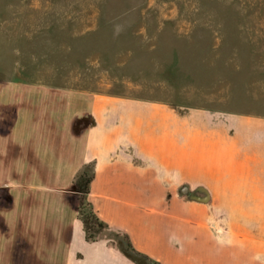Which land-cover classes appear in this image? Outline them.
<instances>
[{
  "label": "crops",
  "instance_id": "0c3cea01",
  "mask_svg": "<svg viewBox=\"0 0 264 264\" xmlns=\"http://www.w3.org/2000/svg\"><path fill=\"white\" fill-rule=\"evenodd\" d=\"M90 162L88 198L109 225L95 242L71 188ZM11 190L0 264H264V117H181L0 78V191Z\"/></svg>",
  "mask_w": 264,
  "mask_h": 264
},
{
  "label": "rangeland",
  "instance_id": "374dc122",
  "mask_svg": "<svg viewBox=\"0 0 264 264\" xmlns=\"http://www.w3.org/2000/svg\"><path fill=\"white\" fill-rule=\"evenodd\" d=\"M0 78L264 117V0H0Z\"/></svg>",
  "mask_w": 264,
  "mask_h": 264
},
{
  "label": "trees",
  "instance_id": "16d2710c",
  "mask_svg": "<svg viewBox=\"0 0 264 264\" xmlns=\"http://www.w3.org/2000/svg\"><path fill=\"white\" fill-rule=\"evenodd\" d=\"M92 166L94 168V165ZM93 178L94 170L89 174L87 165L75 177V184L79 191V218L83 223L86 240L89 242L97 241L101 232L109 226L97 215L92 203L89 201L88 196ZM128 246L133 249L130 241H128Z\"/></svg>",
  "mask_w": 264,
  "mask_h": 264
},
{
  "label": "water",
  "instance_id": "95a60500",
  "mask_svg": "<svg viewBox=\"0 0 264 264\" xmlns=\"http://www.w3.org/2000/svg\"><path fill=\"white\" fill-rule=\"evenodd\" d=\"M185 192L187 191V189H183Z\"/></svg>",
  "mask_w": 264,
  "mask_h": 264
}]
</instances>
